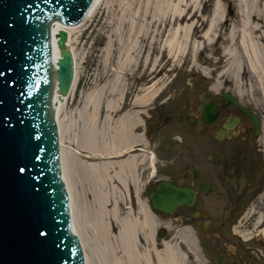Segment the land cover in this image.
Returning <instances> with one entry per match:
<instances>
[{
  "label": "bare ground",
  "instance_id": "1",
  "mask_svg": "<svg viewBox=\"0 0 264 264\" xmlns=\"http://www.w3.org/2000/svg\"><path fill=\"white\" fill-rule=\"evenodd\" d=\"M222 1L216 0L209 19L201 20L199 12L204 0H156L155 5H152L155 0H146L138 8L134 7L138 0H129L128 57L111 74L110 67L119 50L109 42L103 51V68L95 78L101 84L115 74L117 81L84 94L80 101L77 93L85 78L80 74L73 35L93 22L99 11L106 12L112 5L106 0H95L81 24L73 28L57 23L53 27L54 60L60 55L56 34L61 30L68 33L67 45L75 58L73 86L66 96L55 95L53 105L72 231L83 247L85 264H186L188 252H184L183 246L198 258L193 230L176 231L172 221L161 219L141 197L146 178H156V156L144 146V136L136 128L143 124L142 114H148V107L159 97V88L155 87L162 79L155 75L151 82L158 81L151 86L152 90L143 87L131 102L127 99L132 91L127 92L124 79L128 72L134 74V68L142 63L147 69L157 68L159 54L167 53L170 59L178 61L187 51L191 52L195 69L208 76V69L197 65L198 57L203 55L208 43L218 44L220 29L226 32L221 56L224 73L232 71L236 82L239 69V89L232 96L238 98L243 93L241 76L248 77L247 81L260 86V105L264 110V0H232L237 3L238 12L232 9L228 14ZM105 23L111 27V22ZM219 89L214 85L212 91L216 95ZM72 108H76L75 114ZM137 146L144 151L131 153ZM146 167L151 169L147 177ZM131 187L136 199L132 204L129 203ZM119 191L124 192V197L118 195ZM255 225L263 227L264 214L258 213ZM160 228L171 231L169 240H159ZM260 235H264V227Z\"/></svg>",
  "mask_w": 264,
  "mask_h": 264
},
{
  "label": "water",
  "instance_id": "2",
  "mask_svg": "<svg viewBox=\"0 0 264 264\" xmlns=\"http://www.w3.org/2000/svg\"><path fill=\"white\" fill-rule=\"evenodd\" d=\"M94 1L0 0V264H85L72 231L53 105L55 95L66 96L73 86L75 58L61 30L54 60L53 27L74 28ZM222 98L238 106L231 94ZM198 112L199 126L214 124L219 114L212 101ZM236 122L230 119L218 138L231 137ZM196 196L194 189L161 182L150 208L171 215L191 208Z\"/></svg>",
  "mask_w": 264,
  "mask_h": 264
},
{
  "label": "rangeland",
  "instance_id": "3",
  "mask_svg": "<svg viewBox=\"0 0 264 264\" xmlns=\"http://www.w3.org/2000/svg\"><path fill=\"white\" fill-rule=\"evenodd\" d=\"M107 1L110 2L108 5L111 4L112 7L106 12H103V10L99 11V14H97L93 22L90 21L87 25L80 27L77 29L80 30V32L78 31L73 35L80 74L85 78V81L81 83L77 93L79 101L84 94L97 91L101 85L112 86L114 82L117 81L115 74L111 75L110 78L101 84L100 82L95 81L99 70L103 68L101 67L102 63L105 62L103 51L107 48L109 42L113 43V48L119 50V53H117L113 60V66L110 67L111 74L118 69L117 66L120 65L121 61H124L128 55L127 53L129 51L130 43L129 20L131 19L129 15V0H106V2ZM138 1L139 4L134 6L135 8L142 7L146 3V0ZM215 1L216 0H204L203 4L200 6L201 12H199V14H201V20L209 19ZM222 3L226 8V14L230 11L232 13V9L235 10V12H238L236 2L232 0H224ZM155 4L156 0L152 5ZM232 19H234L233 16ZM105 22H111L109 23L111 24V27L108 28V25H106ZM201 31H203V28H201ZM218 32L221 34V40L217 45L216 43H214V45L208 43L206 49L202 50L203 55L199 56V60L197 61V65L208 69V76H204L200 71L195 69L191 52L187 51L184 55L181 54L178 61L170 59L166 56L167 53H165V55L163 53V55L159 54V64L157 68L152 69L153 67L151 66L147 69L146 66L143 65L144 63H142V65L134 68V74H129L128 72V76L124 79V83L126 82L127 84V92L129 91V93H131L132 91V94L127 99V101L130 102L133 101L135 95H139L141 90L144 88H150V90H152L151 86L155 84V81L162 79L158 81L155 87L156 89L159 88L158 91H160V95L148 107V115L153 116L155 119L150 126L151 128L159 127V130H157V132L154 131L152 135H148V138L154 140L155 144H159L162 159H167L162 161L164 164L169 162L176 163L177 172H163V174L173 178L179 176L180 171H182L187 163H196V156H198L197 166L209 163L207 156L213 155V152L209 151L210 149L208 147H210L215 141V131L221 126L226 117V115H224L220 119L218 125L210 127L203 132L199 129L186 128L184 123L177 120V112H182L183 115H186L189 112L197 113L196 109L200 104L199 96L203 93L206 94L207 98H213L216 103L223 105V100L218 94L227 91L229 94L234 95V92H237L239 89V69L237 72L238 81L236 82L234 81L235 74L232 73V71L226 72V74L224 73L225 65L224 62H222L221 56L222 47L226 45V41H224V39H226V32L224 30L221 31L220 29ZM139 60H141V58H139ZM155 75H159V78L151 82ZM198 76L205 77L204 81L199 79ZM218 79L219 82H216ZM190 80H192L191 84L189 83ZM214 85H217L220 88L219 93H216V95L214 94L215 92L212 91ZM254 89L255 84L248 85L247 91L252 93ZM256 94V101H258L257 105L261 107V94H258V91ZM164 102L166 103L162 105L161 103ZM167 104L172 105V108L174 109L172 110L173 112L176 111L170 116V123H165V120L171 113ZM224 107H226L227 110L232 109L227 105H224ZM154 108L158 109V111L155 112ZM256 108L257 107H255V109ZM258 108L257 110L262 114L264 110L261 108L262 111H260ZM129 109H132V106L129 107ZM71 112L75 114L76 108H72ZM104 126L105 124L102 123L101 129H104ZM140 129L141 127L136 128L138 131H140ZM165 145L170 146L169 151L165 149ZM147 149L149 148L147 147ZM159 165L160 163L156 165L158 169V172L156 173L157 176L161 175V168H165L160 167ZM150 171L151 169L149 168L148 173ZM221 178L225 184L221 183ZM149 180L151 182L149 187H152L154 180ZM218 180L219 183L216 184L218 189L217 192L209 197L202 196L201 203L204 211L215 220L214 228H223L224 231L225 229H229L232 233L236 234L231 235L224 232L223 236L225 239H228V244L238 247V253L240 252L245 256L246 262H250V258H254V264H264V235H260L262 229L259 227L256 228L255 225L257 211L261 210L264 212V193L258 196L253 194V185L251 184L252 180L250 178L244 177L242 180L234 178L233 180L231 178L228 179L224 174H219ZM245 188L247 189V192L243 193ZM151 189L147 192L149 193ZM119 192L118 195L124 197V192ZM241 196L242 200L240 199ZM253 207H256L258 210H254ZM234 211L238 214L235 219L236 222L232 219L234 221L231 222L232 226L228 227V224L227 226H222L223 223H227V220L232 217ZM158 216L164 221H172V228H175L176 231L182 233L187 229L189 231L191 229L196 231L195 237L197 236L198 258L183 246L184 252H188V257L185 258L186 264H188V262L189 264H211V256L214 252L213 247H209L208 249L205 248L209 243H213L210 233L196 228L195 224L192 222V224H190L187 220L190 218L189 212L180 211L177 214L168 217L161 214ZM181 220L184 221V223H188V225L182 224ZM237 222L238 225L235 226ZM160 230L165 231V235L162 238H159L158 236ZM170 233L171 231L169 229L160 228L157 232V236L159 240H169L171 236ZM237 233H240L241 235L239 236ZM199 241L201 242V245L203 243L201 247Z\"/></svg>",
  "mask_w": 264,
  "mask_h": 264
},
{
  "label": "flooded vegetation",
  "instance_id": "4",
  "mask_svg": "<svg viewBox=\"0 0 264 264\" xmlns=\"http://www.w3.org/2000/svg\"><path fill=\"white\" fill-rule=\"evenodd\" d=\"M242 74V73H241ZM199 79H202L204 81L205 77L202 78V76H198ZM242 80L240 82V86L243 87L242 91L243 93L238 97L235 98V100L238 103V106H235L234 104L230 102H225L222 98V94L228 93H217L220 95V98L223 100V105L218 104L214 101L213 98H207L206 94H200L199 101L200 104L197 106V113L189 112L186 115H183L182 112H177V120L179 122L184 123L186 128L188 129H199L201 131H206L210 127H214L218 125L220 119L226 115L224 118L221 126L215 131L214 134V142L210 147H208L213 152V155H208L209 163L207 164H201L200 166H197V158L195 157L194 164L187 163L186 166L180 171L179 176L176 178H173L171 176L163 174V172H177V166L176 163L169 162L167 164H164L162 161L167 159H162V156L160 154V147L159 144H155L154 140L149 139L148 135H152L154 131L157 132L159 130V127L157 128H151L152 121H155L153 116H150L146 113L142 114L143 118V124H141V130L140 134L141 136H144V139L142 142L144 143V146L146 148L148 147L151 151L155 153L156 156V165L160 163L161 168V175L157 176L154 179V183L152 187H149L151 182L149 179L146 178V184L143 185L142 188V195L141 197L143 199H146L147 202L150 204V194L152 191L158 186L161 182H170L178 187H187L194 189L197 192L196 201L195 204L188 208L186 206L178 208L175 213L171 215H175L180 211H186L190 213V218L187 219L190 224L194 223L196 228L205 231L207 233H210V237L212 238L213 243H209L205 248L208 249L209 247H213V254L211 256V264H254L255 260L254 258H250V262H246L245 256H243L240 252L238 253V247L235 245L228 244V239L224 238L223 233L226 232V234L236 235L235 233H232L231 230H227L223 228L216 229L214 228V219L212 216L207 214L204 211V208L202 206L201 200L202 196L209 197L212 194H215L217 192V186L216 184L219 183L218 177L219 174H224L228 179L231 178L240 179L242 178H250L251 184L253 185V194L254 195H260L264 193V115L261 114L257 108L260 107L257 105L256 92L258 91V94H260V86L255 85V89L252 91V93H249L247 91L248 85H254L251 81H247L248 77L245 78L244 76H241ZM189 83H192V80L189 81ZM208 101H212L218 108V118L216 119L215 123L212 125H208L206 123H203L202 126H199L198 123L200 120H203V118L200 116L198 109L205 105ZM256 102V103H255ZM166 102L161 103L164 105ZM169 107V111H171L170 115L165 120V123H170V116L174 114L176 111L172 108V105L167 104ZM224 105H227L228 107H231V110H227ZM255 107H257L255 109ZM261 111V107L258 108ZM155 112L158 111V109H155ZM228 114V115H227ZM193 118L196 122L195 126H192L189 124L188 119ZM236 120V125L231 131V137H223L222 139L218 138V134L221 130L225 129V124L228 123L229 120ZM256 121V123H255ZM158 145V146H156ZM166 150L169 151L170 146L165 145L164 146ZM144 148H140V146H137L134 150H132L131 153L139 151L143 152ZM149 150V151H150ZM140 153V154H141ZM159 154V155H158ZM160 161V162H159ZM147 168V167H146ZM144 172L145 177L149 175L148 169ZM166 169V170H164ZM158 172L157 166H156V173ZM160 173V172H159ZM246 174V175H245ZM143 175V176H144ZM164 175V176H163ZM144 177V179H145ZM221 177V176H220ZM222 184H225L223 179H220ZM152 188V189H151ZM151 191L148 193L147 191ZM247 189H244L243 193H246ZM135 199L134 195V188L131 187L130 189V196H129V203L132 204V202ZM242 200V196L240 197ZM136 200V199H135ZM254 210H256V207H253ZM258 210V209H257ZM256 210V211H257ZM258 213L264 214L263 211L258 210L256 213V217L258 216ZM163 215V214H162ZM237 212L234 211L232 213V217L227 220V223H223L222 226L228 227L232 226L231 222L237 218ZM165 217H168L170 215H164ZM233 219V220H232ZM182 221V220H181ZM233 221V222H234ZM192 222V223H191ZM236 222V221H235ZM182 224L188 225V223H184L182 221ZM238 225V222L235 224V226ZM264 227V225H263ZM262 227V228H263ZM261 228V229H262ZM194 231V230H193ZM196 235V231H194ZM197 238V236H196ZM200 247L201 242L199 241ZM203 249V247H202ZM264 262V259H263Z\"/></svg>",
  "mask_w": 264,
  "mask_h": 264
}]
</instances>
